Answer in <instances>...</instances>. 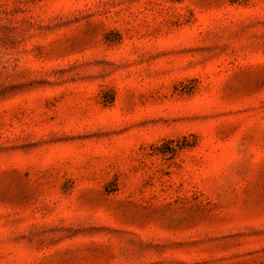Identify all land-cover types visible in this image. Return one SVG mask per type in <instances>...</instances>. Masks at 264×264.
Instances as JSON below:
<instances>
[{
    "label": "rangeland",
    "instance_id": "374dc122",
    "mask_svg": "<svg viewBox=\"0 0 264 264\" xmlns=\"http://www.w3.org/2000/svg\"><path fill=\"white\" fill-rule=\"evenodd\" d=\"M0 264H264V0H0Z\"/></svg>",
    "mask_w": 264,
    "mask_h": 264
}]
</instances>
